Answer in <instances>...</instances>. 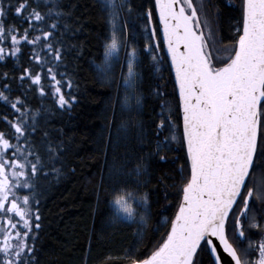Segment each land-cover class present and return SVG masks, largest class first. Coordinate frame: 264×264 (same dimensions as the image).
Here are the masks:
<instances>
[{
  "label": "trees",
  "instance_id": "16d2710c",
  "mask_svg": "<svg viewBox=\"0 0 264 264\" xmlns=\"http://www.w3.org/2000/svg\"><path fill=\"white\" fill-rule=\"evenodd\" d=\"M21 2L24 0H0V5L7 8L9 3L18 6ZM27 2L30 7L23 16H17L13 7L0 22L14 27L13 34L19 39L29 29L27 17L35 8L44 20H33L32 24L52 33L49 42L61 49L62 56L59 62L47 57L48 63L41 69L32 53L35 49L44 57L43 42L33 46L21 40L17 45L21 51L12 56L9 39L4 44L7 57L0 61V92L9 97V103L0 101V132L14 133L7 121H15L20 115L11 107L19 99L23 102L17 105L21 111L29 109V116L37 113L35 130L29 128L28 140L44 157L45 166L31 178L33 188L23 191L32 197L34 212L30 235L35 239L28 240L34 246L29 254L34 257L31 264H131L135 258L143 259L166 237L189 178L178 103L153 0H128L132 11L125 10L120 18L121 26L126 25L121 37L127 47L121 44L118 59H113L110 68L103 63L110 26L101 0H55V7L53 0ZM201 2L213 22L219 46L232 48L238 38L237 27L242 24V0ZM53 24L56 28L51 27ZM153 31L156 38H151ZM29 32V38L42 36L41 31ZM148 44L151 50L145 51ZM0 46L3 47L2 42ZM132 48L138 55L135 88L140 104L133 103L128 109L117 99L122 101L124 97L122 55ZM54 65V72L62 74L57 79L65 82L62 91L67 93L66 83L72 81L75 102L71 107L61 108L51 94L53 90L47 87L48 67ZM25 69H30L33 76L41 74L46 95H40L39 87L32 84ZM161 120L165 121L162 128ZM173 133L176 140L172 139ZM11 143L17 141L13 138ZM19 143L27 149L23 139ZM49 145L54 149L51 156ZM138 162L139 177L133 174ZM28 171L31 174L30 168ZM118 181L138 184L140 193L146 194L144 223L139 222V217L136 223L123 220L117 213L110 193L121 186ZM249 187L254 190V212L264 227V198H257V192L264 190V157L256 160ZM34 215L40 219L35 220ZM114 215L120 216L121 221L114 223ZM36 223L39 228H35ZM250 231L255 239L259 238L258 230Z\"/></svg>",
  "mask_w": 264,
  "mask_h": 264
},
{
  "label": "snow or ice",
  "instance_id": "6c2138e0",
  "mask_svg": "<svg viewBox=\"0 0 264 264\" xmlns=\"http://www.w3.org/2000/svg\"><path fill=\"white\" fill-rule=\"evenodd\" d=\"M13 7L17 16H23L30 5L27 0L18 6L9 3L5 8L0 5V18ZM101 7L106 11L110 26V42L105 44L103 63L110 68L113 59H118L121 44L127 47L121 37L126 25L121 26L120 18L125 10L131 12L132 9L128 0H101ZM51 11L49 8V13ZM155 11L163 25V42L171 57L179 89L190 177L183 185L178 211L162 243L150 255L135 258L131 264H264V227L254 212L251 199L254 190L249 187L256 160L264 157V144L261 143L264 136L259 134L264 128V0H242V30L237 27L238 39L232 48L226 49L229 52L226 59L216 58L223 66H214L213 56L206 51L208 46L204 36L197 32L200 21L192 0H155ZM152 18L150 11L149 22ZM27 19L29 29L41 31L42 36L29 38V29H25L18 39L13 34L14 27H6L0 22V42L11 40L12 56L21 51L17 47L21 40L33 46L43 42L41 51L45 56L41 57L34 49L32 58L41 69L48 63L47 57L59 62L61 49L49 42L52 33L32 24L33 20L43 21L44 16L33 8ZM51 27L56 28V24ZM156 37L157 33L153 31L151 38ZM150 50L151 44L146 45L145 51ZM152 58L157 59L155 55ZM4 59L5 48L0 47V61ZM137 63V50L132 48L126 52L127 72H122L124 97L122 101L117 99L128 109L133 103L140 104L135 88ZM54 67H48L50 83L47 87L53 90L51 94L61 108L71 107L75 102L72 81L66 83L69 91H62L65 82L57 79V75L62 74L54 72ZM25 74L39 87L40 95H46L41 74L33 76L30 69H25ZM0 101L9 103V97L0 92ZM22 103L19 99L11 103L12 109L20 113L15 121H7L14 133L0 132V236L3 237L0 264H31L34 259L29 257L34 246L28 243L29 239H35L30 235L33 231L32 197L18 195L17 190L32 189L31 178L45 164L44 157L28 140L29 128L35 130L37 113L29 116V109L21 111L17 105ZM164 124L161 120L159 127ZM13 138L16 144L11 143ZM22 139L27 149L21 147ZM172 139H177L175 133ZM157 147H160L159 143ZM9 150H12L10 156ZM53 151L49 145L48 155L51 156ZM140 171L141 163L138 162L133 174L139 177ZM118 183L121 186L111 190V203L122 214L123 220L136 223L139 217V222L144 223L143 211L148 204L146 194L140 193L138 184ZM257 198H264V190L257 192ZM250 212L253 214L249 215ZM39 219L36 215L35 220ZM112 219L114 223L121 221L117 215ZM39 227L36 223L35 228ZM250 229L258 230V239ZM254 255L257 259L251 258Z\"/></svg>",
  "mask_w": 264,
  "mask_h": 264
},
{
  "label": "rangeland",
  "instance_id": "374dc122",
  "mask_svg": "<svg viewBox=\"0 0 264 264\" xmlns=\"http://www.w3.org/2000/svg\"><path fill=\"white\" fill-rule=\"evenodd\" d=\"M192 2H193V6L197 10V15H198V18H199V21H200V28H199V30L203 34L204 39H205V43L208 46L206 50L209 53H211V55L215 59V62L217 63L216 66H223L222 64H220L216 60V58L219 57V58H222V59H226L228 57V55H229V52L226 51V49H230V48L228 46H223V47L222 46H219L220 44H219V42L217 40V35H216L215 30H214V27H213V22H211L209 20V18L206 16V14L204 13L205 10H204V8L202 6L201 0H192ZM5 43H6V41L2 42L3 48H5V57H7L6 56V54H7V47L4 46ZM121 60H122V63L124 65V67H123V69H124L123 74H126L127 68H126V55L125 54L122 55V59ZM9 153L11 155L12 152L9 150ZM9 153H8V155H9ZM17 191H18V195L23 196L24 195L23 194V191L24 192L25 191H28V189H19ZM115 209H116V206H115ZM116 211H117V209H116ZM32 214H34V212H32ZM118 214H120V213H118ZM120 215L122 216V214H120ZM17 220H18V218H17ZM2 239H3V237L0 236V241H2Z\"/></svg>",
  "mask_w": 264,
  "mask_h": 264
},
{
  "label": "water",
  "instance_id": "95a60500",
  "mask_svg": "<svg viewBox=\"0 0 264 264\" xmlns=\"http://www.w3.org/2000/svg\"><path fill=\"white\" fill-rule=\"evenodd\" d=\"M153 7H154V15H155V20H156V25H157L158 33H159L160 40H161V43H162V47H163L164 55H165V58H166V61H167V65H168V68H169V71H170V75H171L173 87L175 89V95H176V99H177V103H178V108H179V114H180L181 134H182V140H183V112L180 109L179 89L176 87V83H175V71L172 69L171 57L168 55L167 46L163 42V25L160 23V19H159L158 12L155 11V0H153ZM241 30H242V24H241ZM197 32L198 33H201L198 29H197ZM183 144H184V150H185L186 160H187L188 167H189V177H190V162L188 161V157H187V145L184 142V140H183ZM181 199H182V194H181ZM181 199H180V202H181ZM177 211H178V208H177ZM174 218H175V215H174ZM170 228H171V225H170ZM170 228H169V230H170Z\"/></svg>",
  "mask_w": 264,
  "mask_h": 264
},
{
  "label": "flooded vegetation",
  "instance_id": "af4514ba",
  "mask_svg": "<svg viewBox=\"0 0 264 264\" xmlns=\"http://www.w3.org/2000/svg\"><path fill=\"white\" fill-rule=\"evenodd\" d=\"M199 30V29H198ZM200 31V30H199ZM201 32V31H200ZM259 134H262L264 136V128L261 130H259Z\"/></svg>",
  "mask_w": 264,
  "mask_h": 264
}]
</instances>
